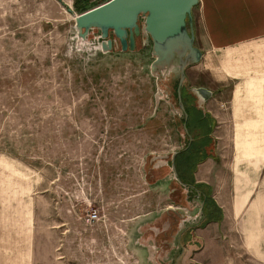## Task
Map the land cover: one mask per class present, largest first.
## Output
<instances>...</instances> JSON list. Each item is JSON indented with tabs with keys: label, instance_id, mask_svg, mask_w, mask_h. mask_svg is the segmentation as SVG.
<instances>
[{
	"label": "rangeland",
	"instance_id": "1",
	"mask_svg": "<svg viewBox=\"0 0 264 264\" xmlns=\"http://www.w3.org/2000/svg\"><path fill=\"white\" fill-rule=\"evenodd\" d=\"M102 1L0 0V184L21 186L22 264H174V233L199 216L169 157L192 137V166L206 122L178 109L174 72L151 73L147 34L101 51L92 29L78 45L75 4Z\"/></svg>",
	"mask_w": 264,
	"mask_h": 264
},
{
	"label": "crops",
	"instance_id": "2",
	"mask_svg": "<svg viewBox=\"0 0 264 264\" xmlns=\"http://www.w3.org/2000/svg\"><path fill=\"white\" fill-rule=\"evenodd\" d=\"M191 30L201 56L185 67V82L211 94L199 112L184 94L186 117L195 130L206 122L210 144L192 166V137L169 157L176 179L199 197L197 220L174 233V264H264V200L251 199L264 172V0H198ZM26 224L21 186L0 184V264H22Z\"/></svg>",
	"mask_w": 264,
	"mask_h": 264
},
{
	"label": "water",
	"instance_id": "3",
	"mask_svg": "<svg viewBox=\"0 0 264 264\" xmlns=\"http://www.w3.org/2000/svg\"><path fill=\"white\" fill-rule=\"evenodd\" d=\"M197 1L104 0L73 15L77 43L80 46L81 40H86L89 31L96 29L101 51L110 50L117 45L121 50L132 49L135 37L147 34L153 55L149 64L150 71L156 80L165 78L169 72L175 73L177 107L185 117L181 102L182 87L189 91L195 98L196 106L202 109L204 101L211 94L206 87L188 86L185 82V67L198 61L201 56L200 50L193 44L191 30V8ZM66 10L71 11V8L66 5ZM161 92L167 95L158 85L156 102ZM183 127L185 128L184 124Z\"/></svg>",
	"mask_w": 264,
	"mask_h": 264
},
{
	"label": "built area",
	"instance_id": "4",
	"mask_svg": "<svg viewBox=\"0 0 264 264\" xmlns=\"http://www.w3.org/2000/svg\"><path fill=\"white\" fill-rule=\"evenodd\" d=\"M97 213L95 210H92L91 212L89 211L88 213H86V219L87 220H94L95 218H97Z\"/></svg>",
	"mask_w": 264,
	"mask_h": 264
},
{
	"label": "trees",
	"instance_id": "5",
	"mask_svg": "<svg viewBox=\"0 0 264 264\" xmlns=\"http://www.w3.org/2000/svg\"><path fill=\"white\" fill-rule=\"evenodd\" d=\"M74 1L76 2V0H73V2ZM75 6H77L79 12L87 8V7H84V6H79L78 4H75ZM174 97H175V100L177 101L176 95H174ZM182 104H183V102H182ZM186 116H187V114H186ZM186 119H187V117H186ZM189 145L190 144H188L187 146H185V149H187L189 147ZM185 149H183V150H185ZM194 186H196V185H194Z\"/></svg>",
	"mask_w": 264,
	"mask_h": 264
},
{
	"label": "flooded vegetation",
	"instance_id": "6",
	"mask_svg": "<svg viewBox=\"0 0 264 264\" xmlns=\"http://www.w3.org/2000/svg\"><path fill=\"white\" fill-rule=\"evenodd\" d=\"M139 36H140L141 38L143 37V35L140 34V35L136 36L135 39H137ZM182 91H183V93L188 94L189 96H192V95L189 93V91L185 90L184 87H182ZM192 97H193V96H192ZM193 99H194V97H193ZM192 105L196 107L194 101L192 102Z\"/></svg>",
	"mask_w": 264,
	"mask_h": 264
},
{
	"label": "bare ground",
	"instance_id": "7",
	"mask_svg": "<svg viewBox=\"0 0 264 264\" xmlns=\"http://www.w3.org/2000/svg\"><path fill=\"white\" fill-rule=\"evenodd\" d=\"M81 40V39H80ZM82 41V40H81Z\"/></svg>",
	"mask_w": 264,
	"mask_h": 264
}]
</instances>
